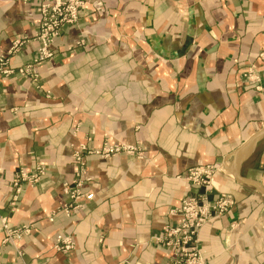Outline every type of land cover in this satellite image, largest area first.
<instances>
[{
    "label": "crops",
    "instance_id": "1",
    "mask_svg": "<svg viewBox=\"0 0 264 264\" xmlns=\"http://www.w3.org/2000/svg\"><path fill=\"white\" fill-rule=\"evenodd\" d=\"M83 1L46 42L37 5L0 0V264H166L156 238L209 165L208 198L233 204L199 229L206 264H264L263 195L231 167L264 189V134L240 149L264 127V0Z\"/></svg>",
    "mask_w": 264,
    "mask_h": 264
},
{
    "label": "built area",
    "instance_id": "2",
    "mask_svg": "<svg viewBox=\"0 0 264 264\" xmlns=\"http://www.w3.org/2000/svg\"><path fill=\"white\" fill-rule=\"evenodd\" d=\"M37 5L40 19V29L46 42H50L62 25L71 24L77 21L81 14L82 0H22ZM264 62V53H261ZM242 80L248 87L258 89V76L252 67H248L241 75ZM123 151L120 148H108L103 150V154H114ZM75 160H81L80 155H74ZM216 171L214 166H202L189 169L186 173V180L191 186L203 187V194L197 196L185 197L179 207L173 212L176 216V222L166 225L156 241L165 248L166 264H206L202 253L198 249V232L201 226L215 215L223 214L233 204L230 197L220 196L215 199H209L210 178ZM43 174L40 167L34 171L27 172L19 169L15 173L13 186L15 193H19L23 183L34 184ZM84 168L80 163L78 179L83 177ZM80 182H77L75 188L69 192V197L73 200L83 197L87 200L92 198V194H82L80 192ZM16 196L12 197L14 201ZM71 207V206H70ZM81 205H73L72 210L80 208ZM70 209L64 208L68 213ZM2 230L5 232L4 242L19 239L22 230H11L7 227L6 221L2 220ZM73 243L69 238L57 235L54 240L53 248L56 251H66L72 248Z\"/></svg>",
    "mask_w": 264,
    "mask_h": 264
},
{
    "label": "water",
    "instance_id": "3",
    "mask_svg": "<svg viewBox=\"0 0 264 264\" xmlns=\"http://www.w3.org/2000/svg\"><path fill=\"white\" fill-rule=\"evenodd\" d=\"M263 134H264V127L258 133L253 135L250 139H248L240 149H243V148L247 147L248 145H251L255 139H257L259 136H261ZM237 155H238V151L236 153H234L233 160L231 163L233 176L240 182L249 183V184L257 187L260 190V192L262 193L263 198H264V189L262 188V186L258 182L250 180V179L242 178L238 175Z\"/></svg>",
    "mask_w": 264,
    "mask_h": 264
},
{
    "label": "rangeland",
    "instance_id": "4",
    "mask_svg": "<svg viewBox=\"0 0 264 264\" xmlns=\"http://www.w3.org/2000/svg\"><path fill=\"white\" fill-rule=\"evenodd\" d=\"M83 4H84V1L82 0V1H81V7H82V9H83ZM81 11H82V10H81ZM188 183H189V182H188ZM192 187L195 188V189H199V190L201 189V192L199 193V195H200V194H203V192H204V188H203V187H196V186H192ZM209 187H210V185H209ZM202 190H203V192H202ZM195 196H196V195H195ZM225 196H226V197H230L229 195H225ZM230 198L232 199V197H230ZM212 200H213V199H212ZM232 201H233V199H232ZM230 207H231V206H230ZM230 207H229V208H230ZM229 208H228V209H229ZM228 209H227V210H228Z\"/></svg>",
    "mask_w": 264,
    "mask_h": 264
},
{
    "label": "bare ground",
    "instance_id": "5",
    "mask_svg": "<svg viewBox=\"0 0 264 264\" xmlns=\"http://www.w3.org/2000/svg\"><path fill=\"white\" fill-rule=\"evenodd\" d=\"M256 140V139H255ZM255 140L253 141V143L255 142ZM253 143L251 144V145H248L247 147H245V148H243V149H248V151H250L251 150V148H252V146H253ZM242 149V150H243ZM237 161H239L238 159H237Z\"/></svg>",
    "mask_w": 264,
    "mask_h": 264
}]
</instances>
